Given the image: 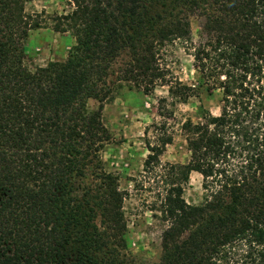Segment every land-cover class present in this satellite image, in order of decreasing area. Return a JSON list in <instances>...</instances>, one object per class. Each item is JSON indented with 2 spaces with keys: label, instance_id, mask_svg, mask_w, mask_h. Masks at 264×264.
I'll return each instance as SVG.
<instances>
[{
  "label": "trees",
  "instance_id": "1",
  "mask_svg": "<svg viewBox=\"0 0 264 264\" xmlns=\"http://www.w3.org/2000/svg\"><path fill=\"white\" fill-rule=\"evenodd\" d=\"M29 1L0 0V264H139L126 252L118 178L85 183L110 140L103 103L122 56L119 81L146 95L158 83L183 104L220 94L219 115L182 124L190 160L170 168L153 264H264V0H67L54 31L75 45L34 71L24 65L23 43L40 28ZM173 42L191 51L196 84L167 79L159 56ZM170 143L149 147L145 168ZM191 173L202 177L200 205L183 198Z\"/></svg>",
  "mask_w": 264,
  "mask_h": 264
},
{
  "label": "rangeland",
  "instance_id": "2",
  "mask_svg": "<svg viewBox=\"0 0 264 264\" xmlns=\"http://www.w3.org/2000/svg\"><path fill=\"white\" fill-rule=\"evenodd\" d=\"M25 13L40 23L23 43L24 65L31 71L50 62H64L75 45L70 33L54 31L56 20L72 11L67 0H30ZM193 42L198 41L199 22L190 20ZM187 45L173 42L160 52V65L167 79H177L186 85L197 83L191 51ZM128 58L120 57L108 72L110 99L103 103L102 120L110 140L97 154L98 160L86 168L85 183L96 182L97 173H111L118 178L124 193L123 211L127 222V254L139 264H153L161 256V235L166 227L160 212L161 201L168 190L171 167L185 165L190 160L182 124L201 121L203 111L219 115L220 94L208 97L199 90L186 103L172 99L168 87L158 83L147 95L133 83L119 81ZM96 111L99 103L88 102ZM158 163L145 168L149 147H157L167 139ZM183 198L187 204L200 205L204 200L202 177L191 173L184 185ZM99 225V219L97 220Z\"/></svg>",
  "mask_w": 264,
  "mask_h": 264
}]
</instances>
